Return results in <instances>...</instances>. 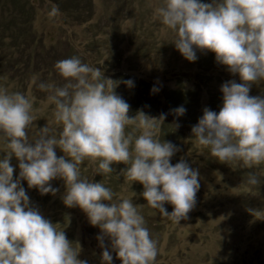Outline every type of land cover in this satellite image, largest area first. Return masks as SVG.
Returning <instances> with one entry per match:
<instances>
[{"label": "clouds", "instance_id": "obj_1", "mask_svg": "<svg viewBox=\"0 0 264 264\" xmlns=\"http://www.w3.org/2000/svg\"><path fill=\"white\" fill-rule=\"evenodd\" d=\"M155 13L187 61H196L197 52H212L240 81L221 84L218 112L203 109L191 128L197 144L221 163L247 168L264 163V95L249 94L253 84L264 82V0H160ZM55 70L62 86L38 85L54 105L55 128L46 124L36 130L33 99L0 87V264H88L77 258L79 245L32 205L21 185L26 181L40 195L54 196L59 189L50 182L56 179L64 182L63 205L78 207L99 228L101 264H113V252L121 264H155L157 241L137 206L114 198L103 183L82 178L80 166L87 159L98 164V174H113L112 165L123 163L120 173L143 186L148 207L177 225L187 220L197 202L199 172L184 159L171 162L179 146L159 138L169 113L149 117L138 110L130 117L129 103L114 89L121 82L132 88L134 80L113 81L78 56L57 61ZM159 90L154 85L150 91ZM170 112L178 121L186 108ZM13 157L19 169L15 179ZM248 183H257L254 174Z\"/></svg>", "mask_w": 264, "mask_h": 264}, {"label": "rangeland", "instance_id": "obj_2", "mask_svg": "<svg viewBox=\"0 0 264 264\" xmlns=\"http://www.w3.org/2000/svg\"><path fill=\"white\" fill-rule=\"evenodd\" d=\"M159 6L160 0H0V87L33 99L38 130L46 124L57 127L49 93L38 87L41 82L63 85L55 70L57 61L78 56L100 68L106 78L134 80V87L121 82L114 91L129 103L130 117L138 110L149 117L169 113L159 138L179 146L173 164L184 159L198 170L195 207L178 225L161 216L146 205L143 186L120 173L126 167L123 163L112 165L113 174H98V164L86 159L80 166L82 178L103 183L116 199L132 200L157 241L155 264H264V163L252 168L240 162L221 163L191 134L205 107L219 111L221 84L229 79L240 82L239 78L218 64L212 52H197L196 61H187L171 43L174 33L156 16ZM154 85L160 90L153 94ZM249 94L264 95V82L253 84ZM174 95L186 108L178 121L166 100L170 96L172 101ZM56 152L63 155L59 149ZM11 164L15 179L18 161L13 157ZM249 173L256 176V184L248 183ZM50 183L59 189L54 196H42L21 181L32 205L79 245L77 258L101 264L99 228L91 226L78 207L63 205V180ZM165 207L172 211V205ZM112 255L113 264H121Z\"/></svg>", "mask_w": 264, "mask_h": 264}, {"label": "trees", "instance_id": "obj_3", "mask_svg": "<svg viewBox=\"0 0 264 264\" xmlns=\"http://www.w3.org/2000/svg\"><path fill=\"white\" fill-rule=\"evenodd\" d=\"M174 96H177V97L176 98L174 97L172 101L169 99L170 96H167V98H166L167 104H169L170 109H172L173 107H178L179 103L182 100L178 95H174Z\"/></svg>", "mask_w": 264, "mask_h": 264}]
</instances>
